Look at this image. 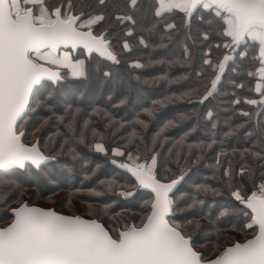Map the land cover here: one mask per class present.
<instances>
[{"label": "snow or ice", "instance_id": "snow-or-ice-1", "mask_svg": "<svg viewBox=\"0 0 264 264\" xmlns=\"http://www.w3.org/2000/svg\"><path fill=\"white\" fill-rule=\"evenodd\" d=\"M124 7L126 11L110 14L107 11L109 0H95L94 5L88 0H59L58 3L0 0V177L15 172L30 174L43 177L45 183L59 189L57 177L52 172L56 155L63 152L65 143L69 140L75 143L76 138L65 134L53 150L50 145L55 142L51 136L36 135L47 119L33 114L45 109L64 122L65 117L57 115L58 106L63 104L68 116L65 127L74 131L81 108L73 109L66 97L74 90L76 82L89 78V62L94 57L119 65L120 59L110 38L112 33L106 25H124L125 34L131 36L133 29L129 24L137 23L135 14L140 0H125ZM85 8L88 11H84ZM152 14L157 20L179 17L189 28L194 19L207 25L200 40L206 45L205 57H208L203 59V64L211 70L212 77L199 103L218 92L226 66L230 61L235 64L240 58L255 65L246 74L254 78V91L262 98L246 102L264 108V0H154ZM166 29L171 35L177 25L167 23ZM140 43L148 46L142 37ZM213 47L226 50L216 63L210 58ZM122 48L131 51L127 40ZM185 59H190L187 46ZM130 66L143 67L139 61H132ZM102 75L106 80L113 79L111 71H103ZM126 102V97L120 99L121 104ZM93 111L101 114L98 108ZM145 112L152 115L149 109ZM243 115L251 114L243 112ZM103 116L106 126L114 123L110 114L105 112ZM208 117L211 121V112ZM30 120L38 122L29 125ZM139 124L147 127L145 120H140ZM171 124L172 121H168L151 137L153 146ZM87 126L88 121L83 120L78 137L81 142ZM215 128L216 124L211 123V129ZM91 132L95 138V128ZM225 135H231V130ZM102 141L100 134L90 146L105 155L111 151L114 156L124 157L125 161L118 166L130 173L131 179L123 185L114 180H100L99 183L105 185L107 191H116L126 201L135 202L137 217L121 216L119 222H115L109 215L107 203L100 209L90 206L83 214L63 213L57 207L37 203L43 198L48 204H54L51 196L42 197L39 180L34 186L40 191L27 199L21 184L15 180L4 181L10 187L7 193L0 195V264H264V180L258 184L252 181L251 187L245 188L243 177L247 172L251 178L250 168L240 166L237 175L241 179L235 185L230 165L222 173L225 186L239 205H229L220 215L239 213L246 223L235 230L243 231L244 238L224 236L221 239V233L232 226L229 220L228 227L214 229L212 247L204 248L197 235H203L201 224L195 216L208 214L205 201L196 193L216 194L218 188L198 184L196 193L180 191L178 185L185 178L184 172L164 174L165 166L160 162L159 152L153 149L146 155L142 150V144L145 149L149 147L144 144L142 131L133 129L122 147L109 149ZM215 142L212 139L207 147L211 148ZM193 147L188 145V155L193 154ZM68 151H74L71 143ZM200 154L195 155L198 158ZM176 155H180L179 151ZM253 156L259 154L253 153ZM216 164H220L219 155ZM84 190L101 195L95 187L74 189L77 193ZM12 204L16 206L11 207ZM192 209H196L195 214ZM106 215L109 219L104 220Z\"/></svg>", "mask_w": 264, "mask_h": 264}, {"label": "trees", "instance_id": "trees-1", "mask_svg": "<svg viewBox=\"0 0 264 264\" xmlns=\"http://www.w3.org/2000/svg\"><path fill=\"white\" fill-rule=\"evenodd\" d=\"M50 3H58L59 0H49ZM95 4V0H88ZM154 0H140V8L135 14L137 23L132 26V35L127 36L124 25L116 26L114 23L106 25L112 33L113 48L120 59L119 65H112L103 58L94 57L89 62V78L74 84V90L66 97L68 105L74 109L81 108L77 117L74 131H69L65 124L68 116L64 111V105H59L57 115L65 117L64 122L58 121L57 116L45 109H38L33 116L47 119V123L36 133L37 137L51 136L54 144L50 148L55 149L62 137H75V143L69 140L64 144V150L56 155L53 174L57 177L59 189L55 185L44 182L43 177H33L30 174L20 172L0 177V195L7 193L10 185L4 181L15 180L25 188L24 198L34 196L40 189L34 184L41 183L42 197L51 196L54 204H48L46 199H40L37 203L46 207H57L63 213L76 212L83 214L91 206L100 209L102 204L110 205L108 212L115 222L120 217L135 219L138 212L135 211V202L126 201L116 191H107L100 180H114L118 184L130 182L131 174L125 169L119 168V161L124 157H116L111 151L107 155L96 152L91 146L94 139L103 135V143L109 149L125 145L129 133L135 129L142 131L144 144L141 145L145 154H150L153 149L160 154V162L164 164L166 175H177L184 172V180L178 185L180 191L196 193L195 186L208 184L218 188L216 194L196 193L199 199L205 201L207 216H195L201 224V237L204 248L212 247L216 235L214 229L228 227L227 221L231 220L229 230L221 233L224 236H232L237 239L244 238L243 231H237L242 227L243 221L239 213L221 216L220 212L231 205L236 207L238 201L230 195V189L225 186L222 173L229 165L232 169L233 184L240 180L237 175L241 165L250 168L252 175L249 179L247 172L243 177L244 187L250 188L251 182L257 184L264 180V108L260 104L251 105L247 99L262 98L254 91L255 80L247 76V70L255 65L248 60L237 58L235 64L231 61L226 66L225 73L218 85V92L209 97L203 103H199L201 94L206 86H210L212 72L203 64L206 45L200 40L201 32L207 27L199 19H194L191 27H186L185 22L179 17H168L166 20H157L153 16ZM125 0H109L107 11L111 14L117 11H126ZM115 5V7H112ZM84 11H88L87 8ZM167 23H175L177 30L169 35L166 29ZM147 42V47L140 43V38ZM127 40L131 45V51L122 48ZM195 41V43H194ZM190 53V59H185V47ZM226 50L212 48L210 58L213 63L222 59ZM132 61H139L143 67L134 68ZM111 71L113 79L106 80L102 72ZM243 87H240V85ZM195 90V91H194ZM81 93L83 95H81ZM122 97L127 102L120 103ZM240 103L236 104L235 101ZM93 108L101 110V114L93 111ZM145 109H149V116ZM108 113L114 120L111 126H106L103 113ZM212 113L209 120L208 113ZM243 112H249L250 116H244ZM87 120L88 126L84 129V141L78 137L81 131L82 121ZM140 120L147 122L143 128ZM168 121H172L163 133L157 138L156 144H151V137L160 131ZM38 121H29V125ZM216 124L211 129V123ZM119 124V127L116 125ZM95 128L97 136L94 138L91 129ZM231 130V135H225ZM57 133H60L59 135ZM250 134V135H249ZM215 139L211 148L207 144ZM69 143L74 151L69 152ZM188 145H193L192 155H188ZM199 145V147H195ZM171 149V151H169ZM179 151L180 155L176 153ZM197 152L201 154L197 158ZM253 153L259 156L254 157ZM79 154V155H77ZM219 155L220 164L217 166L216 157ZM115 161L116 163H113ZM58 162V163H57ZM98 166V167H97ZM70 170V171H69ZM88 170H92L89 174ZM88 176L85 179V176ZM95 187L101 193L95 196L89 191L75 192V188L87 189ZM53 191L55 194L53 195ZM143 192L145 190H137ZM10 196L11 193H8ZM68 199H65V198ZM144 198H147L146 196ZM15 207V204L10 205ZM195 214L196 209L191 210ZM88 218V217H86ZM104 220L109 216H104ZM207 229V232H203ZM203 250V249H202Z\"/></svg>", "mask_w": 264, "mask_h": 264}, {"label": "rangeland", "instance_id": "rangeland-1", "mask_svg": "<svg viewBox=\"0 0 264 264\" xmlns=\"http://www.w3.org/2000/svg\"><path fill=\"white\" fill-rule=\"evenodd\" d=\"M116 157H121V156H116ZM125 161V160H124ZM123 160L122 161H119L120 163L124 162Z\"/></svg>", "mask_w": 264, "mask_h": 264}]
</instances>
